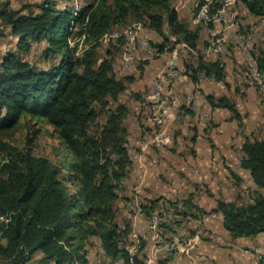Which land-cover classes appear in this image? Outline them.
Returning a JSON list of instances; mask_svg holds the SVG:
<instances>
[{"label": "trees", "instance_id": "1", "mask_svg": "<svg viewBox=\"0 0 264 264\" xmlns=\"http://www.w3.org/2000/svg\"><path fill=\"white\" fill-rule=\"evenodd\" d=\"M241 2L251 15L264 18V0ZM73 6L61 9L48 0L39 13L23 14L0 0V37L8 26L18 39L16 50L0 63V264H29L36 254L41 258L35 264H88L86 247L92 237L99 240L106 264H147L144 243L130 254V229L116 221L117 189L131 163L123 126L128 109L117 102L125 87L114 77L112 59H99L96 48L114 25L132 18L145 19L160 35L166 28L190 48L197 47L198 32L178 20L171 0H93L76 12ZM73 35L91 44L79 57L78 43L69 45ZM167 42L164 37L159 53ZM40 45L46 57L59 58L47 70L26 58ZM193 57L182 55L193 82L199 74L224 81L222 63L199 58L192 64ZM253 66L259 76L264 74V50L255 55ZM206 100L212 110L226 109L240 122L236 104L227 96L207 95ZM100 112L106 113V120L99 132L91 133ZM30 120L51 126L70 158L54 164L3 139ZM241 154L240 167L264 191V138L245 139ZM182 206L183 217H192L187 211L193 209L201 212L190 199ZM141 207L151 216L159 204L151 201ZM213 212L221 213L233 239L264 234L262 193L245 204L218 200Z\"/></svg>", "mask_w": 264, "mask_h": 264}, {"label": "rangeland", "instance_id": "2", "mask_svg": "<svg viewBox=\"0 0 264 264\" xmlns=\"http://www.w3.org/2000/svg\"><path fill=\"white\" fill-rule=\"evenodd\" d=\"M46 1L48 0H7L10 9L20 10L23 14L39 13L40 5ZM49 1L54 2L56 7L61 9H64L67 5H74V11L76 7L79 10V8L87 7L93 3V0H72L68 3L65 0ZM110 3L111 1H109ZM171 5L177 11L178 20L189 31L198 32L197 47L191 49L200 53L216 40L224 42L223 44L226 46L227 50L225 53L210 55L206 62L219 61L223 64L226 69V75L221 85L225 89L227 97L236 103V108L238 106L237 110L241 120L239 122L232 119L233 116L229 112V115H231L230 122L237 126L238 132L232 134L231 146L226 145L224 147L228 162H225L222 157V162L220 161L215 165L217 169L221 168L220 172L226 168L222 181L225 182L224 186L228 191L231 192L232 187L236 193L233 196L235 197L234 202L239 204L248 203L255 196V193L264 194V191L254 186L247 171L246 173L236 167L237 160L235 158H242V155L235 148L242 144L245 139L264 138V74L255 76V68H253L255 55L259 50H264V18L251 15L241 0H171ZM3 33V36L0 37V60L6 51L12 49L15 41L10 27H3ZM164 37H167L168 44L164 47L162 55L167 56V62L176 44L181 42L177 40V37L170 36L166 28L163 35L148 28L145 19L139 22L132 18L122 26L114 25L107 33V36L99 40V45L96 48L99 59L102 60L107 56L112 59L114 77L125 87L118 95L117 102L131 110V114H127L123 119V126L127 131V150L131 163L128 166L127 176L117 189L116 221L123 228L128 227L130 229L129 236L133 240V244H128V248L135 247L137 249L144 243V251L150 250L149 246H153L155 250L160 248L159 243L157 244L153 240V231L150 229L153 214L161 212L172 205H182L184 200L190 199L188 198L189 196H186L187 198L185 199L179 198L176 200V197L170 196L175 192L174 188H177L179 192V186L175 187L174 182L180 185L183 182L189 189L195 187L199 190L198 197L205 194L208 198H213L210 196L209 185L211 182H208L209 177L206 179L200 177L197 180L201 181L198 185L196 182L192 184L193 180L189 181V179L180 177L176 173L177 166L174 162H171V160L182 161L188 155L194 156L195 151L193 146H190V142L193 135H195L194 137L198 136V130L194 128L195 131L194 133L192 132L191 129H193L195 121L193 120L191 123L189 121L191 118L188 120L185 116L190 115L189 112H191V116L194 117L196 111L184 105L180 107L181 119L174 122L167 130L171 138L170 143L167 145L154 144L152 137L153 132L157 129L148 121L149 118L147 116L140 117L134 114V105L142 100V95L148 92L151 83L165 70L166 63L161 66L156 60L158 57L142 60L144 55H142L141 50H138L135 56L140 59H135L134 63L130 64V62L127 63L123 60L124 49L128 42L136 43L139 42V39H145L151 46L159 49L158 46L163 44ZM83 39V36L73 35L69 41L71 47L74 46V43H78L76 51V56L78 57L81 56L85 48L91 45L83 42ZM42 45L33 49L29 55H26V58L36 68L47 70L51 65L56 64L59 58L58 56L46 57L43 53ZM179 50V59L183 67L177 63V68L182 73H187L190 77L192 73L186 69L185 61L182 59V55L187 53L182 49ZM240 52L244 54L242 57H239ZM199 58L201 57H193L192 64H195ZM208 79L214 81L211 78L204 77L202 83L208 82ZM189 80H191V77ZM197 83L200 82L197 80ZM212 87V85L207 87V92ZM105 120L106 113L100 112L96 123L91 125L90 132H99ZM184 122L187 124L185 125L187 127L185 135L187 136L181 138L182 129L180 130V127L184 125ZM205 124V127L209 129L217 127L211 118H208V122H205ZM206 129L203 130L202 139L218 141L215 138L208 137L209 135L205 136ZM3 139L19 148H30L32 154L45 157L54 164H59L65 157L67 159L70 158V155L66 153V150L57 139L53 128L43 123L38 124L32 120L28 124L22 122L15 130L8 132ZM180 142H184V146H178ZM169 164L173 171H166V167ZM227 165L230 167H227ZM216 166L213 167L214 171ZM219 179V177L215 178L216 186H218L217 182ZM132 197L138 199L139 205H146L147 207L149 202L158 201L160 209L158 208V211L156 210L151 216H148L145 211H142L141 207V213L136 214L131 208ZM219 198L222 197L220 196ZM190 201L192 202V199ZM187 212L188 214L192 213L191 215L194 217L181 218L182 221L176 225V231H171L167 228L164 231L165 235L166 233L167 236L168 233L175 234V238L180 236L178 240L182 242L185 240L189 241L194 236L201 238L202 234H205L204 230H202V219L199 220V216L194 211ZM163 238H166V236H163ZM167 240L172 241L170 239ZM89 242L90 245L86 247L88 264H106L99 240L92 237ZM40 258L41 254H36L29 264H35Z\"/></svg>", "mask_w": 264, "mask_h": 264}, {"label": "crops", "instance_id": "3", "mask_svg": "<svg viewBox=\"0 0 264 264\" xmlns=\"http://www.w3.org/2000/svg\"><path fill=\"white\" fill-rule=\"evenodd\" d=\"M17 42L18 39L15 37L12 49H9L8 51H6V53L9 51H15L17 48ZM4 55H2L0 63ZM156 60H158V63H160L162 66L163 63H166L167 56L161 54ZM177 63L183 67L180 59ZM211 85L213 87L210 88L209 92H207V87ZM175 91L180 96H185L191 93L201 94L205 97L207 95L227 96L225 89H223V86L221 85V82L215 83L214 81L209 79L208 82L205 81L202 84L193 82L192 79L185 83L178 82L175 85ZM133 108L134 114L136 116L148 117L143 97L141 101H138L134 105ZM195 111L196 113H194V117L191 115L185 116L188 120L189 118H191V120H189L191 123L193 122V120L195 121L193 129H191L192 132L194 133V128L198 130V136L194 137L195 135H193L191 139L192 141L190 142V146L192 145L195 151V153L193 154L194 156L188 155L182 161L171 160V162H174V164L177 166L176 173H178L180 177L189 179V181L193 180L191 182L192 184L193 182H196V184L198 185L201 182L197 181L200 177L202 179H206L207 177H209L208 182H211L209 185V188L211 190L210 196H212L213 198L210 199L205 194L198 197L199 190L195 187H191L189 189L188 186L184 185L183 182H181V185L174 182L175 187H177V185L179 186V192L177 191V188H174V195L171 194L170 196L176 197V200H178L179 198L185 199L188 196L190 200L192 199V202L190 201L191 205L201 211L197 212L194 209L192 210L199 216V220L202 219V230H204L205 234H202L201 238L194 236L193 239L189 241L186 254L172 253L169 255H165L162 252L155 250L153 246H149L150 250L145 251L147 264H158L159 261L165 258L169 259L168 264H264V234H259L251 238L233 239L230 233L223 227V217L221 213L213 212L217 206L218 200H222L224 202L235 201V197L233 196H235L236 193L233 191V188L229 186L231 187L232 191H228L224 186L225 182L222 181L224 178L223 174L225 173L226 168L225 170L223 169L220 172L221 168L219 167L220 169H217V166L215 164L219 163L220 161L222 162V157L225 159V162H228L224 147L226 145L231 146V136L235 132H238V128L233 122H230L231 115H229V111H227L226 109L212 110L207 103V100H205V103L203 105L198 106ZM129 113L131 114L130 109H128V114ZM204 116L206 117V120H208V118H211L217 127L213 129L205 127L206 124L204 121ZM183 124L184 125L181 126L182 128L180 127V130L182 129L181 138L187 136L185 135V132L187 130V127L185 125L187 124H185V122ZM204 129H206L205 136L209 135L208 137L215 138L218 141H207L206 139H202ZM184 144V142H180L178 146H184ZM242 144H239V146L235 148L237 152H241ZM235 159L237 160L236 167L246 172V170L240 167L241 158L236 157ZM215 166L216 169L214 171L213 167ZM227 167L230 166L227 165ZM166 171H173L170 164L167 165ZM216 177L220 178L217 182L218 186L215 185ZM220 196L222 198H219Z\"/></svg>", "mask_w": 264, "mask_h": 264}, {"label": "built area", "instance_id": "4", "mask_svg": "<svg viewBox=\"0 0 264 264\" xmlns=\"http://www.w3.org/2000/svg\"><path fill=\"white\" fill-rule=\"evenodd\" d=\"M75 30V29H74ZM131 43V48L133 47H142L143 53H147L151 50V44L147 41V43ZM219 50H227L226 46H222L220 49H212L213 55L217 54ZM179 52V49L175 47L172 52L170 59L166 62L165 70L160 73L155 80L151 83L150 87L148 88V92L143 94L142 97L144 99L147 114L149 121L154 124V122H162L166 123V130H162L159 133V138L156 142H153L156 145H165V139H168V125L169 121L174 119L176 113V102L178 101L179 94L176 93L175 87L169 86V78L174 76L179 69L177 67H171V59H174V55ZM244 54L240 52L239 57H242ZM126 57H131V64L133 63V57L131 56V50L126 54ZM197 80L202 83L204 80V76L199 74L197 76ZM206 97L201 94H187L186 95V106L190 109H196L198 106L203 105L205 103ZM162 104H175V112H161V105ZM204 121L206 117L204 116ZM138 199L136 198V208L137 209ZM183 208L181 204L173 205L166 207L163 211H161L158 215H153L152 224L150 229L153 231V240L156 243H159V247L157 251L162 252L165 255L172 254L176 251L177 247L179 246L181 241H173V235L167 233L165 235L164 231L168 228L169 230L176 231V225L180 222L181 214L183 213ZM166 236V238H163ZM170 239L172 241H168ZM127 249L130 251V254L134 253L131 252V247ZM147 262V260H146Z\"/></svg>", "mask_w": 264, "mask_h": 264}, {"label": "bare ground", "instance_id": "5", "mask_svg": "<svg viewBox=\"0 0 264 264\" xmlns=\"http://www.w3.org/2000/svg\"><path fill=\"white\" fill-rule=\"evenodd\" d=\"M202 3V2H201ZM206 5V4H205ZM198 7V6H197ZM206 8V7H205ZM76 10L78 11V8L76 7ZM205 10V9H204ZM198 13V12H197ZM200 13V12H199ZM197 17V16H196ZM140 26V25H139ZM138 28V27H137ZM130 31V30H129ZM128 34V33H127ZM107 34L104 36L106 37ZM103 37V38H104ZM141 37V36H140ZM213 37V36H212ZM145 38V37H143ZM225 39V38H224ZM175 40V39H174ZM213 40V38H212ZM70 41V39H69ZM215 41V40H214ZM138 43H147V40L145 39H139V42ZM224 43V42H223ZM222 43V41L220 40H216L211 46H209L206 50L200 52V53H197L194 49H191L189 46H187L185 43L181 42V43H178L176 44V48L177 49H182L184 50L186 53H189L191 55H193L194 57L195 56H199L202 58L203 61H207L208 60V57L210 55L213 56V51L212 49H220L222 46H225L224 44ZM207 44V43H206ZM70 45V43H69ZM215 46V47H214ZM207 47V45H206ZM131 50V56H134L133 57V63H134V60L136 59H140V58H136V54L138 52V50H141L142 51V55H144L142 57V60H148V59H152V58H155V57H158L159 55H161V53H159L158 49L156 47H152L151 50H149L147 53H143V48L142 47H133L131 48V43H127L126 44V48L124 49V54H123V60L125 62H130L131 64V57H126V54L128 52H130ZM180 51V50H179ZM168 52V51H167ZM226 50H219L217 52L220 53V54H223L225 53ZM170 55H172L170 53ZM225 55V54H224ZM171 57V56H170ZM207 59V60H206ZM179 61V53L175 54L174 55V59H171V67H177V62ZM254 68V66H253ZM254 70V69H253ZM253 72V71H252ZM254 75L255 76H259L258 73H256V71L254 72ZM260 78V77H258ZM257 79V78H256ZM189 80V78L184 74L182 73L181 71H178L176 74H174V76L170 77L169 78V86L170 87H175V85L178 83V82H187ZM182 105H185L186 106V95L185 96H180L178 97V101L176 102V113H175V116H174V119L169 121V125H168V128L176 121H179L181 119V115L179 113V109ZM161 112H175V104H162L161 105ZM153 126L157 129L155 132H154V136H153V139L152 141L153 142H156V140L159 138V133L162 131V130H166V123H162V122H154ZM173 129V128H172ZM170 142V137L168 135V139H165V144H168ZM133 198V197H132ZM128 205V204H127ZM130 206V205H129ZM131 208L132 210L136 213V214H140L141 213V205L137 204V209L136 208V197H134L133 199H131ZM183 208V206H182ZM160 212L158 213H155L153 215H158ZM185 214V213H184ZM181 218H183V216H181ZM180 218V221H182V219ZM186 218V217H185ZM190 219V218H189ZM184 221V219H183ZM177 233V232H175ZM175 235V234H174ZM173 235V241H179L178 239L180 238V236H178L179 238H175ZM178 235V234H176ZM186 241V240H185ZM182 241V243L179 244V246L177 247L176 251L173 252V253H180V254H186L187 253V248H188V245H189V241ZM129 251V250H128ZM130 252V251H129ZM131 252H135V247H131Z\"/></svg>", "mask_w": 264, "mask_h": 264}, {"label": "clouds", "instance_id": "6", "mask_svg": "<svg viewBox=\"0 0 264 264\" xmlns=\"http://www.w3.org/2000/svg\"><path fill=\"white\" fill-rule=\"evenodd\" d=\"M76 12V11H75Z\"/></svg>", "mask_w": 264, "mask_h": 264}]
</instances>
